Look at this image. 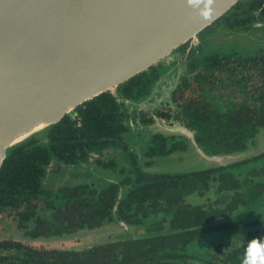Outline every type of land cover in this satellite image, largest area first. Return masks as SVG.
Segmentation results:
<instances>
[{
    "label": "trees",
    "instance_id": "trees-1",
    "mask_svg": "<svg viewBox=\"0 0 264 264\" xmlns=\"http://www.w3.org/2000/svg\"><path fill=\"white\" fill-rule=\"evenodd\" d=\"M214 27L264 33V0H238L197 34L199 43L185 56L187 70L173 91L172 108L155 114L192 131L205 153L238 157L183 173L142 169V160L149 165L156 156L191 146L177 132L149 134L152 115L141 112L138 119L126 112L123 100L144 97L167 69L154 65L8 149L0 168V215L11 216L26 236L70 235L108 221L124 234L82 249L0 239V264H241L248 242L264 239V219L244 223L246 234L234 240L217 238L238 224L219 221L224 213L264 195V151L247 152L258 132L264 133V46H220L210 37ZM140 134L147 142L139 159L129 146ZM108 148L129 157L128 171L120 168L114 180L66 179L56 188L46 186L51 165L52 172L79 165L90 151ZM118 221L137 233L126 232Z\"/></svg>",
    "mask_w": 264,
    "mask_h": 264
},
{
    "label": "water",
    "instance_id": "water-1",
    "mask_svg": "<svg viewBox=\"0 0 264 264\" xmlns=\"http://www.w3.org/2000/svg\"><path fill=\"white\" fill-rule=\"evenodd\" d=\"M237 1L0 0V168L8 149L159 63ZM177 123L202 157L234 156L205 153Z\"/></svg>",
    "mask_w": 264,
    "mask_h": 264
},
{
    "label": "rangeland",
    "instance_id": "rangeland-1",
    "mask_svg": "<svg viewBox=\"0 0 264 264\" xmlns=\"http://www.w3.org/2000/svg\"><path fill=\"white\" fill-rule=\"evenodd\" d=\"M241 31L242 30H238L237 32L228 31L226 28L220 30L214 27V30L211 28V33L214 32V34H211L212 36L210 37L213 43L225 47L236 45L239 49L252 50L255 49V46H264V33L262 32L256 35L260 30H254V32L250 30L248 33H242ZM209 34L210 33H207V37ZM190 43L193 47H197L199 43L198 37L191 40ZM181 46L159 61L162 65L167 66L166 73L159 80V86L153 89L150 96H144L138 100L129 101L130 108L133 110L152 111L158 107L160 103L170 98L171 90L179 82L180 77L186 74L187 70V61L184 54L189 51V48L183 47L180 49ZM130 124L132 127H136L131 121ZM148 131H150L149 134L154 131L180 133V127L176 121L170 123L156 120V123L148 126ZM146 142L147 136L140 134L134 138V142L129 146L130 150H137V153L140 154L139 159L141 158L143 146ZM189 144L191 146H187L185 149L174 150L169 154L154 157L149 165H145L142 160V169L161 173H183L205 169L219 163L218 161H220V163H225L238 157L234 155L232 157H221L216 160L206 159L198 153L191 141ZM260 151H264V133H262V131L258 132L253 144L247 150L248 153H258ZM99 153L102 154H98L96 158L91 159L87 164H79L71 167L60 166L55 172L48 174L46 186L49 188H56L64 184V180L66 179H73L76 182L84 183L101 182L106 179L114 180L120 168H125L126 171H128L127 169H129L131 165L129 157H127L120 148L116 150L108 148ZM97 158L100 159L96 160ZM148 161L150 160L148 159ZM110 162H113L111 166H104ZM55 168L56 167L53 169ZM51 175L53 176L51 177ZM254 219H264V195L247 206H242L224 213L219 221L238 224L227 232L219 234L217 238L231 241L241 235H245L249 226L243 224L251 223ZM122 227H124L126 232L132 235H135V232L137 233L135 228ZM123 234L124 231L122 228L118 227L114 221H108L100 227L94 229H80L75 233L72 232L70 235L31 238L17 228L16 221L7 213L0 215V239L17 240L24 244L38 247L82 249L94 244L105 243L114 238H119Z\"/></svg>",
    "mask_w": 264,
    "mask_h": 264
},
{
    "label": "flooded vegetation",
    "instance_id": "flooded-vegetation-1",
    "mask_svg": "<svg viewBox=\"0 0 264 264\" xmlns=\"http://www.w3.org/2000/svg\"><path fill=\"white\" fill-rule=\"evenodd\" d=\"M186 43H188V45L189 46H187V48H189L190 49V47L192 46L191 45V43H190V41H187ZM193 47V46H192ZM189 52V51H188ZM188 52L186 53V54H184V57L188 54ZM160 63V62H159ZM159 63H157V64H155V65H158ZM154 66V65H153ZM152 67V66H151ZM150 68V67H149ZM166 71H167V69H165L164 71H163V73H162V75L158 78V79H156L155 80V82H154V84L151 86V88H150V90H148L147 92H146V95L145 96H150V94L153 92V89H156L158 86H159V80L162 78V76L166 73ZM178 84V83H177ZM177 84L174 86V88L171 90V93H170V98L167 100V101H164V102H162V103H160V105L158 106V107H156L155 109H153L152 111H147V110H133L132 108H130L129 107V101H132V100H123V102L124 103H126V104H124L125 106V108H126V112H129L133 117L135 116L136 118H138V113H140L141 114V112H144V113H146L147 115L149 114V115H152L153 116V119H154V123H156V120H162V121H165L163 118H159V117H157V115L155 114L156 113V110H158V109H161V108H167V109H171L172 108V94H173V91H174V89L176 88V86H177ZM114 92H115V90H114ZM114 92H112V93H114ZM135 111V113H133ZM76 118V117H75ZM139 119V118H138ZM165 122H167V121H165ZM170 123H171V121H169ZM153 123V124H154ZM79 126H81V121L79 120V118H77V127H79ZM96 153V154H95ZM98 154H102V153H98V152H94V151H90L89 152V158H88V161H86L85 163H82V164H87V162L89 163L90 162V160L91 159H94V158H96L97 157V155ZM100 158H97L96 160H99ZM81 165V164H80ZM72 166H74V165H72ZM55 166L54 165H51L50 167H49V172H52L53 170V168H54ZM71 167V166H70Z\"/></svg>",
    "mask_w": 264,
    "mask_h": 264
},
{
    "label": "clouds",
    "instance_id": "clouds-1",
    "mask_svg": "<svg viewBox=\"0 0 264 264\" xmlns=\"http://www.w3.org/2000/svg\"><path fill=\"white\" fill-rule=\"evenodd\" d=\"M190 2H198V0H190ZM211 3V0H208ZM208 15L207 12L204 13ZM241 264H264V239L253 238L251 239L241 259Z\"/></svg>",
    "mask_w": 264,
    "mask_h": 264
},
{
    "label": "built area",
    "instance_id": "built-area-1",
    "mask_svg": "<svg viewBox=\"0 0 264 264\" xmlns=\"http://www.w3.org/2000/svg\"><path fill=\"white\" fill-rule=\"evenodd\" d=\"M76 116H75V114H74V118H75Z\"/></svg>",
    "mask_w": 264,
    "mask_h": 264
}]
</instances>
